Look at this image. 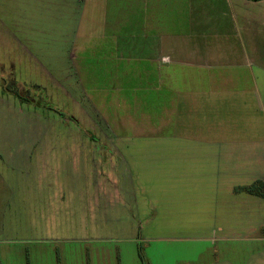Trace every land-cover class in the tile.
Returning <instances> with one entry per match:
<instances>
[{"label":"rangeland","instance_id":"374dc122","mask_svg":"<svg viewBox=\"0 0 264 264\" xmlns=\"http://www.w3.org/2000/svg\"><path fill=\"white\" fill-rule=\"evenodd\" d=\"M24 2L0 7V71L28 42L22 101L0 85V264H264V209L199 181L224 172L200 170L199 118L168 141L114 131L95 100L128 123L117 90L147 92L102 85L105 55L73 51L79 5Z\"/></svg>","mask_w":264,"mask_h":264},{"label":"crops","instance_id":"0c3cea01","mask_svg":"<svg viewBox=\"0 0 264 264\" xmlns=\"http://www.w3.org/2000/svg\"><path fill=\"white\" fill-rule=\"evenodd\" d=\"M24 1L0 0V7L8 12L7 7L15 5L21 13V7L26 6ZM52 2L55 6L79 5L78 39L85 42L78 47L76 44L73 51L105 55L100 64L102 85L140 86L142 92H147L146 99H140L133 94L136 89L117 90L114 105L119 111L131 110L128 123L123 116L108 111L106 105L113 99L106 96L95 100L113 130L130 129L133 136L168 141L182 133L188 135L182 132V127L171 128L177 122L173 119L199 118L200 170L205 166L224 170L220 174L200 173L199 181H225L226 189L218 185L213 191L225 195L223 190H227L241 198L244 207L253 205L261 213L264 0ZM20 44H23V48L19 47L20 56L17 50H8L10 66L7 70L1 67L0 85L4 84L7 91L22 101L24 92L16 71L24 67L28 42L20 40ZM124 92L131 94L119 96ZM187 125L188 121L183 128ZM250 186L258 187L261 195L243 190ZM249 211L245 208L244 213ZM259 220L264 228L262 217ZM229 225L233 222L229 221Z\"/></svg>","mask_w":264,"mask_h":264},{"label":"trees","instance_id":"16d2710c","mask_svg":"<svg viewBox=\"0 0 264 264\" xmlns=\"http://www.w3.org/2000/svg\"><path fill=\"white\" fill-rule=\"evenodd\" d=\"M249 1L258 2V1H263V0H249ZM243 190L252 195H261V191L259 190L258 187H255V186L246 187Z\"/></svg>","mask_w":264,"mask_h":264}]
</instances>
